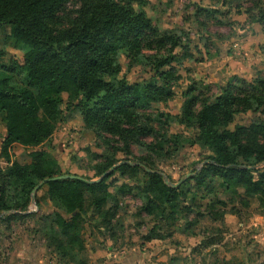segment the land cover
I'll return each mask as SVG.
<instances>
[{
  "label": "trees",
  "instance_id": "16d2710c",
  "mask_svg": "<svg viewBox=\"0 0 264 264\" xmlns=\"http://www.w3.org/2000/svg\"><path fill=\"white\" fill-rule=\"evenodd\" d=\"M72 4L77 6L74 12L69 11ZM146 5L147 0H0V29L11 26L16 42L30 46L23 62L12 61L0 70V113L6 115L1 157L10 161L15 143L38 148L51 140L62 118L63 93H68L69 107H78L87 128L117 137L127 148L158 135L159 146H165L167 136L142 123L139 111L152 102L174 98L173 87L180 76L173 62L181 44L177 36L154 24ZM261 11L264 23V3ZM163 49L166 52L148 53ZM121 55L131 65H149L155 77L149 82H130L121 75ZM17 72L28 75L27 87L11 85ZM196 90L191 86L184 92L180 115H165L169 122L195 131L188 141L191 145L200 144L211 151L208 161L189 181L195 188H207L210 178H219L225 189L242 199L255 196L264 206V166L258 168L264 163V76L252 81L235 77L215 98ZM249 112L262 119L231 129L238 115ZM158 121L162 123L160 118ZM46 154L36 149L29 163L13 162L6 170L0 168V213L29 210L36 185L46 178L68 175ZM117 162L105 159L98 164L99 176L117 165L99 183L59 179L39 189H47L54 205L69 216L56 212L47 217L45 228L47 239L62 257L72 256L78 264H86L76 260V254L86 249L89 202L103 223L112 226L117 202L106 207L115 200L108 180L117 171L137 177L141 169L139 164ZM146 175L144 210L155 214L161 206L174 208L183 195L179 187L166 184L158 171H146ZM35 201L40 205L38 193ZM164 237L157 234L148 239Z\"/></svg>",
  "mask_w": 264,
  "mask_h": 264
},
{
  "label": "rangeland",
  "instance_id": "374dc122",
  "mask_svg": "<svg viewBox=\"0 0 264 264\" xmlns=\"http://www.w3.org/2000/svg\"><path fill=\"white\" fill-rule=\"evenodd\" d=\"M263 3L264 0H147L145 9L154 24L162 32L177 36L181 44L173 62L180 76L173 87L174 98L152 102L139 111L142 123L153 125L167 136L163 147L159 146V135L157 139L142 140L143 145L127 148L117 137L87 128L78 107H69L68 93H63L62 118L51 140L38 148L15 143L10 148L9 161L1 157L6 115L0 113L3 170L13 162L29 163L36 149L45 150L48 159L57 160L63 174L92 180L102 176L97 166L105 159L141 166L137 177L117 171L108 180L115 200L106 207L117 202L111 227L92 211L89 202L86 249L76 254V260L86 264H264V206L255 196L242 199L225 189L219 178H210L207 188L193 187L189 179L208 161L211 151L188 142L194 130L165 118L167 114H181L184 92L191 86L197 87L196 93L215 98L235 77L252 81L264 76ZM76 8L69 5L71 12ZM29 50V45L18 44L12 37L11 26L1 27L0 70L12 61L23 62ZM157 52L166 50L148 51ZM120 61L121 75L130 82H149L155 77L149 65H131L123 55ZM28 82L26 73L17 72L11 85L20 89ZM260 119L259 114H240L231 129ZM263 166L264 163L258 168ZM146 171L160 172L168 185L178 184L183 195L174 208L161 206L155 214L144 210L142 187L149 178ZM37 193L40 205L35 196L29 210L0 213V264H78L72 256L58 254L45 235L48 216L52 218L56 212L69 216L54 205L47 189ZM157 234L164 239H148ZM213 241L218 243L210 244Z\"/></svg>",
  "mask_w": 264,
  "mask_h": 264
},
{
  "label": "water",
  "instance_id": "95a60500",
  "mask_svg": "<svg viewBox=\"0 0 264 264\" xmlns=\"http://www.w3.org/2000/svg\"><path fill=\"white\" fill-rule=\"evenodd\" d=\"M117 167V165H114L113 167H111V169L107 172H105L99 179L97 180H89L83 176H78V175H62V176H55V177H52V178H46L44 180H42L38 185L35 186V188L33 189V192H32V199L34 200L35 199V196H36V192L37 190H39L41 188V186H43L44 184L50 182V181H55V180H59V179H80V180H83V181H86L88 183H99L101 182L106 176H108L110 173H112L115 168ZM148 171H150L148 169ZM166 183L168 184V181H166ZM172 187H178V184H172L171 185Z\"/></svg>",
  "mask_w": 264,
  "mask_h": 264
}]
</instances>
